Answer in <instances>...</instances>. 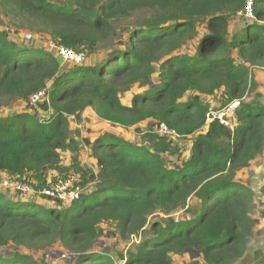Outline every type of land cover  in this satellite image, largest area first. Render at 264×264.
I'll return each instance as SVG.
<instances>
[{"label": "trees", "instance_id": "1", "mask_svg": "<svg viewBox=\"0 0 264 264\" xmlns=\"http://www.w3.org/2000/svg\"><path fill=\"white\" fill-rule=\"evenodd\" d=\"M57 1V0H55ZM245 0H0V13L24 19L30 31L61 46L94 56L102 44L127 35L100 60L62 66L55 54L0 30V108L29 101L46 89L34 113L0 117V172L43 179L61 170L62 152L74 141L72 118L89 108L124 128L143 122L166 124L179 138L195 136L191 155L168 165L171 140L152 133L137 146L106 132L91 146L96 186L69 207L22 202L0 193V264H40L28 250H59L67 264H237L253 235L254 193L236 181L264 153V101L248 96L251 70L264 69V0L255 1V20L230 31V19ZM252 22V23H249ZM254 22V23H253ZM205 23L202 35L199 24ZM125 32V31H124ZM189 48L195 50L192 53ZM237 56V58H235ZM149 87L130 106L122 95ZM222 92L225 104L242 100L233 131L219 122L206 128L203 97ZM41 111L47 113L40 117ZM34 110V109H33ZM77 169L80 168L77 166ZM88 175V174H87ZM199 201L198 215L172 216ZM164 216L165 223L154 216ZM157 216V217H158ZM111 224L121 241L144 232L134 250L114 257L98 247L101 226Z\"/></svg>", "mask_w": 264, "mask_h": 264}, {"label": "rangeland", "instance_id": "2", "mask_svg": "<svg viewBox=\"0 0 264 264\" xmlns=\"http://www.w3.org/2000/svg\"><path fill=\"white\" fill-rule=\"evenodd\" d=\"M62 1L63 0H52V2L56 4H61ZM245 22L247 21H245L241 15L236 14L230 19V28L231 26L232 28L235 27V29H232L233 31H236L237 28L241 30V28L244 25L246 26L248 23ZM128 26V23L125 21L118 23V34H121V36L111 42H108L107 44H102L98 48L95 57L90 56L87 58L86 64L91 62L92 57L100 60L107 49L111 48V46H114V44L117 45V43L120 41V38L123 37L122 39L124 40V37L127 35L126 29ZM204 26L205 23L199 24V35H202L204 32ZM0 30L9 31L13 39L22 42H26L24 35L31 34L33 35V40L31 42L32 45L54 54L53 50L50 49L49 46L50 42L53 40L44 33L30 31L24 19L13 20L12 18L6 17L0 13ZM189 50L192 53L195 52V50L192 48H189ZM235 58H237V56H235ZM60 61L64 67H70L74 65L72 63H65L62 61V59H60ZM251 72V87L248 96H254L257 93H260L262 95L261 99L264 101V69L253 68ZM148 88L149 87L139 88L138 86H134L129 92L122 95V103L126 106L130 105L136 95L140 94L144 90H147ZM204 101L209 108L212 107L217 109L226 105L222 92H218L210 98L205 97ZM35 111L36 110H33L30 107L29 101H16L8 107L0 108V117L6 118L13 114L22 112L34 113ZM39 114L41 118L47 117V113L41 111V109ZM141 125V133L137 132L135 128L127 129L118 125H113L111 122L100 119L93 109H88L81 115L80 119L72 118L71 120L70 137L72 141H74V144H72L69 149L62 152L61 170L48 171L44 178V183L42 181L43 179H38L31 175L14 176L7 172H0V193L11 195V197L15 199H23L24 202L35 201L37 204L47 207H69V203L54 201L40 195L26 193L23 194L18 191H14L11 186L12 184L17 183V181H27L35 188L39 189L46 186L48 182L55 181L57 178H61L65 174H70L81 179L84 192H91L95 188L96 183L90 182V174L96 175V173H98V168L95 164V160L92 158L91 146L87 144V141L94 142L104 133L110 132L123 136L125 140H128L137 146H146L151 150H154L155 148H151V144L147 142V138L144 136V134H153L156 130V124H149L146 122L142 123ZM194 139L195 136L171 140V151L163 156L165 162L170 166L179 164L181 163L180 161L187 159L191 155ZM77 166L80 168V170L77 169ZM235 179L236 181L251 189L254 193V207L252 209L251 215L255 224L253 235L249 238L247 243L246 252L251 251L249 253H251L256 258L258 255V261H263L262 264H264V153L262 156L256 159L248 169L239 172ZM199 209V201L197 199H193L188 207L179 211L172 217L176 220L189 218L193 215H198ZM157 216L158 215H154L150 219V222L152 223L153 221L157 220L159 223H165L166 220L164 216ZM148 229L149 227L144 232H141L140 234L131 237L129 241L124 242L121 241L118 236H116L114 226L105 223L101 226L102 234L100 236L98 246L102 249V251H105V253L109 254L111 257L119 256L121 254L126 255L127 251L134 250L135 246L139 245L142 242V239L149 235ZM21 251L25 254L33 256L40 262V264H45L44 255L46 252L52 253L54 259L57 260L59 264H66L64 259H62V255H59L64 252L59 250L57 246L52 250L36 251L21 248ZM259 255H261V257ZM191 261L192 258L190 256H175L173 258V262L176 264Z\"/></svg>", "mask_w": 264, "mask_h": 264}, {"label": "built area", "instance_id": "3", "mask_svg": "<svg viewBox=\"0 0 264 264\" xmlns=\"http://www.w3.org/2000/svg\"><path fill=\"white\" fill-rule=\"evenodd\" d=\"M255 1L256 0H245V4L242 10L239 11L238 15H241L245 21H254L255 18ZM25 41L31 43L33 40V35H24ZM50 49L53 50L54 54L62 59L65 63H72L74 65H84L86 64V55L84 53H78L77 51L61 46L57 42L51 41ZM49 48V47H48ZM49 49V50H50ZM47 96V90L43 89L29 99V105L32 109L37 110L39 103H41ZM242 100H234L222 108H212L208 109L206 128L209 127L214 122H219L222 126L227 127L229 130L233 131V125L235 120L236 111L239 109ZM158 137H166L169 140H174L179 138V135L175 130L170 129L166 124L161 123L156 125V130L153 133ZM11 188L14 191H18L23 194H34L47 197L54 201H60L62 203L71 204L74 201L80 199V197L85 193L82 187V181L79 177L65 174L61 178H57L55 181L48 182L46 186L41 188H35L31 183L27 181H17V183L12 184ZM62 259L67 263L72 262V257L69 254L62 253ZM58 255V256H59ZM45 264H59L57 260L54 259L53 254L46 252L44 255Z\"/></svg>", "mask_w": 264, "mask_h": 264}, {"label": "crops", "instance_id": "4", "mask_svg": "<svg viewBox=\"0 0 264 264\" xmlns=\"http://www.w3.org/2000/svg\"><path fill=\"white\" fill-rule=\"evenodd\" d=\"M232 29H235V27L234 28H232V26H231V28H230V31H231V33H234V31L232 30ZM238 29L239 28H237V30L236 31H238ZM204 98L205 97H203V101H204ZM208 98H210V97H208ZM204 103H205V101H204ZM131 105V104H130ZM130 105H127V106H130ZM89 109H91V108H89ZM88 110V109H87ZM86 110V111H87ZM143 123H146V122H143ZM147 123H149L150 124V122H147ZM142 124V123H141ZM139 125V127L141 126L142 127V125ZM121 136V135H120ZM123 137V136H122ZM95 164H96V161H95ZM21 200V199H20ZM22 202L24 201L23 199L21 200ZM35 202V201H34ZM35 203H37V202H35ZM99 247V246H98ZM101 249V248H100ZM249 252H251V251H247L246 252V256H245V259L244 260H241L240 262H238L237 264H262L263 263V261H258V255H257V258L256 257H254L251 253H249ZM260 257H261V255H259ZM115 259H117V256H113ZM116 262L117 263H120V260H116ZM182 264V263H181Z\"/></svg>", "mask_w": 264, "mask_h": 264}, {"label": "water", "instance_id": "5", "mask_svg": "<svg viewBox=\"0 0 264 264\" xmlns=\"http://www.w3.org/2000/svg\"><path fill=\"white\" fill-rule=\"evenodd\" d=\"M231 134H232V130H230V132H229V137H231Z\"/></svg>", "mask_w": 264, "mask_h": 264}]
</instances>
